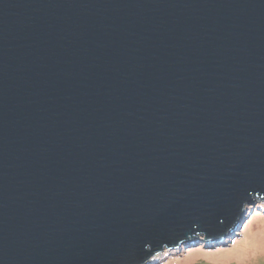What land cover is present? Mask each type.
I'll return each mask as SVG.
<instances>
[{"label":"water","instance_id":"95a60500","mask_svg":"<svg viewBox=\"0 0 264 264\" xmlns=\"http://www.w3.org/2000/svg\"><path fill=\"white\" fill-rule=\"evenodd\" d=\"M264 201V0H0V264H146Z\"/></svg>","mask_w":264,"mask_h":264},{"label":"rangeland","instance_id":"374dc122","mask_svg":"<svg viewBox=\"0 0 264 264\" xmlns=\"http://www.w3.org/2000/svg\"><path fill=\"white\" fill-rule=\"evenodd\" d=\"M235 227L220 241L202 233L178 249L163 251L146 264H264V201L246 204Z\"/></svg>","mask_w":264,"mask_h":264},{"label":"bare ground","instance_id":"6f19581e","mask_svg":"<svg viewBox=\"0 0 264 264\" xmlns=\"http://www.w3.org/2000/svg\"><path fill=\"white\" fill-rule=\"evenodd\" d=\"M227 237V236H226Z\"/></svg>","mask_w":264,"mask_h":264},{"label":"trees","instance_id":"16d2710c","mask_svg":"<svg viewBox=\"0 0 264 264\" xmlns=\"http://www.w3.org/2000/svg\"><path fill=\"white\" fill-rule=\"evenodd\" d=\"M176 250V249H175Z\"/></svg>","mask_w":264,"mask_h":264}]
</instances>
